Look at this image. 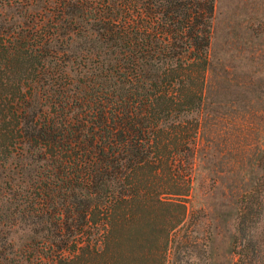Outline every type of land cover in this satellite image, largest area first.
<instances>
[{"label": "trees", "instance_id": "1", "mask_svg": "<svg viewBox=\"0 0 264 264\" xmlns=\"http://www.w3.org/2000/svg\"><path fill=\"white\" fill-rule=\"evenodd\" d=\"M213 9L60 0L43 23L0 20V264L184 262L193 160L214 139L202 116ZM249 113L244 128L235 116L233 142ZM257 155L263 169L264 147ZM262 193L258 182L244 194ZM261 215L250 225L240 210L233 264H264Z\"/></svg>", "mask_w": 264, "mask_h": 264}, {"label": "rangeland", "instance_id": "2", "mask_svg": "<svg viewBox=\"0 0 264 264\" xmlns=\"http://www.w3.org/2000/svg\"><path fill=\"white\" fill-rule=\"evenodd\" d=\"M59 1L0 0V20L10 24L33 16L43 23ZM209 58L210 92L202 116L214 139L193 160L191 242L182 264H233L240 210L246 222L263 212L253 234L264 240V193L244 194L258 182L264 185L257 155L264 134L254 129L264 119V0H214ZM245 109L255 117L249 119L251 130L244 129L247 136L236 143L231 136L235 116L244 128ZM235 149L244 155L239 162L231 159ZM29 235L27 226H19L10 237L22 246Z\"/></svg>", "mask_w": 264, "mask_h": 264}]
</instances>
